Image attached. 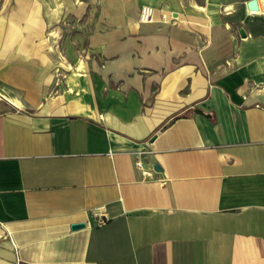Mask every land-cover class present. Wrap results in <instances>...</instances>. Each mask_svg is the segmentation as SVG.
<instances>
[{"label":"crops","instance_id":"crops-1","mask_svg":"<svg viewBox=\"0 0 264 264\" xmlns=\"http://www.w3.org/2000/svg\"><path fill=\"white\" fill-rule=\"evenodd\" d=\"M249 1L73 6L87 95L46 103L43 38L60 29L57 47L70 11L0 0V264H264V0Z\"/></svg>","mask_w":264,"mask_h":264},{"label":"rangeland","instance_id":"rangeland-1","mask_svg":"<svg viewBox=\"0 0 264 264\" xmlns=\"http://www.w3.org/2000/svg\"><path fill=\"white\" fill-rule=\"evenodd\" d=\"M31 9L29 15H44L46 17H56L62 12H69L66 16H62L58 26L63 30L62 39L56 44L60 38V29L48 31L43 38L45 44V55L54 63L46 61L48 82L45 92L44 102L53 101H68L77 99L81 96L86 97V70L84 62L91 55L86 49V28L83 20H76L72 16L71 11L73 6L84 5L88 0H29ZM92 4H96V0H90ZM142 9V8H141ZM94 11L96 8L94 7ZM141 13V11H140ZM155 14L152 9L150 21ZM140 22L141 19L139 18ZM148 22V21H147ZM36 25V24H32ZM46 28V30H48ZM44 30L42 33H45ZM26 34V32H25ZM27 41L23 44L24 55L31 56V59L41 58L43 51L42 36L38 34H28ZM59 53H57V52ZM63 58H62V57ZM39 57V58H38ZM63 59L69 63L67 64ZM71 65V67L69 66ZM70 91V92H69Z\"/></svg>","mask_w":264,"mask_h":264},{"label":"built area","instance_id":"built-area-1","mask_svg":"<svg viewBox=\"0 0 264 264\" xmlns=\"http://www.w3.org/2000/svg\"><path fill=\"white\" fill-rule=\"evenodd\" d=\"M143 17H145V21H147V18L150 19L151 17L150 11H145L144 7L141 9L140 19L142 20ZM136 166L142 169V162L139 158L136 160ZM102 211H103V207H95L90 211L91 216L94 218L95 222L98 225H101L104 223L105 217H103Z\"/></svg>","mask_w":264,"mask_h":264},{"label":"bare ground","instance_id":"bare-ground-1","mask_svg":"<svg viewBox=\"0 0 264 264\" xmlns=\"http://www.w3.org/2000/svg\"><path fill=\"white\" fill-rule=\"evenodd\" d=\"M144 9H145V11H150V15H151L152 8H150L149 6H144ZM147 21H150V20L147 18ZM147 21H145V17H143V19L141 20V22H147ZM64 109H65L66 112L72 113V114L86 112V110L83 107V105L81 103H79L78 101H74V100L69 101L66 104Z\"/></svg>","mask_w":264,"mask_h":264},{"label":"water","instance_id":"water-1","mask_svg":"<svg viewBox=\"0 0 264 264\" xmlns=\"http://www.w3.org/2000/svg\"><path fill=\"white\" fill-rule=\"evenodd\" d=\"M247 7L250 11L252 12H257L258 11V6H257V1L256 0H250L247 4ZM242 36H244V34L242 32H240ZM200 112V111H199ZM154 169L156 171L159 170L158 168V165H154ZM85 227V224L84 223H75V224H72L70 225V229L71 230H77V229H81V228H84Z\"/></svg>","mask_w":264,"mask_h":264}]
</instances>
